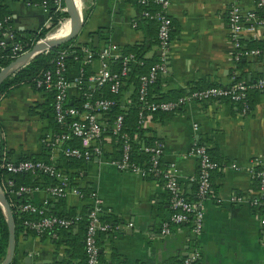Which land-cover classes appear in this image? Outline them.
<instances>
[{
	"label": "crops",
	"instance_id": "0c3cea01",
	"mask_svg": "<svg viewBox=\"0 0 264 264\" xmlns=\"http://www.w3.org/2000/svg\"><path fill=\"white\" fill-rule=\"evenodd\" d=\"M234 3L242 11L257 9L256 0H171L173 34L167 50L168 72L153 86V97L209 85L227 86L233 80L254 82L264 76V62L259 58L245 56L237 63L227 21L228 8ZM3 4L10 12L12 29L23 37L37 32L47 16L41 4L26 0H3ZM84 4V8L78 7L84 22L76 37L79 42H89L91 34H97L99 50L109 43L121 53L126 46L144 45L146 57L158 55L156 22L141 16L138 0H84ZM1 33L0 30V36ZM101 34L107 35L106 39ZM262 39L264 27L246 26L244 44ZM88 64L90 71L95 72L99 60L94 58ZM79 65L69 64V77L77 74ZM134 89L133 84H127L120 101L128 105ZM74 93L72 89V97ZM47 99L46 91L25 84L1 100L0 137L11 160L44 153L40 138L53 132L42 115ZM249 100L251 108L246 112L226 99L186 101L175 113L149 118L142 127L145 134L163 143L160 161L164 166L174 165L181 193L187 198H197L193 178L198 174V158L189 154L192 142L205 143L223 162L211 180L215 195L194 202L204 214L203 227L197 235L186 224L173 226L168 235H160V224L171 212L168 194L156 178L120 172L105 163V158L116 156V140L112 137H106L103 158L93 157L78 169L65 171L59 167L69 180L70 174L76 172L73 183L95 192L103 202L101 215L114 223L110 232L99 238L102 264H166L193 250L198 252L197 264H264L262 215L249 204L258 194L252 169L264 166V92L251 94ZM194 123L197 130L193 129ZM48 155L52 163L60 166L59 150L50 149ZM232 163L239 170L233 169ZM30 196L33 204H50L54 208L53 199L43 186ZM233 196H239L241 201H232ZM90 204L89 198L80 199L74 194L67 195L64 201L65 208L76 213ZM54 251L49 240L19 235L16 241L19 264H49Z\"/></svg>",
	"mask_w": 264,
	"mask_h": 264
},
{
	"label": "built area",
	"instance_id": "2783aa9c",
	"mask_svg": "<svg viewBox=\"0 0 264 264\" xmlns=\"http://www.w3.org/2000/svg\"><path fill=\"white\" fill-rule=\"evenodd\" d=\"M138 3L144 6L154 3L158 6L154 11L144 8L141 11V16L154 19L157 22V48L160 50L157 61L146 73L139 76L137 88V99L140 103L137 115L139 127L145 126L149 119V114L161 111L170 112L186 101L200 102L226 99L231 103L243 105L241 109L243 112L248 110L246 90L249 88L264 89V78H259L252 83L233 80L227 86L211 85L200 87L177 100H151L149 96L150 87L168 72L167 50L172 30V19L169 14L171 0H138ZM40 4L43 10L47 12V16L36 34L41 31H45V34L38 37L34 44L51 39V35L57 31L61 23L68 19V16H65L54 24L53 17L48 13L47 0H41ZM79 4V8L85 7L84 0H79ZM54 5L56 11H65L62 0H54ZM256 8V11H242L235 3L228 8V30L235 48L236 60L250 56L259 58L264 62V48L247 49L243 40L244 30L247 25L253 26V28L264 27V15L257 13L258 9L264 11V0H256ZM133 25H135V21H133ZM1 27L2 22L0 21ZM1 32L0 49L10 47L12 58L15 59L27 51L19 43H10L14 36L12 30L4 29ZM80 52L85 56L87 62L93 60L94 56L99 60V67L95 72H91L84 78L81 67L75 76L69 77V64L66 58L71 56L74 60H79V56L75 50L61 49L54 61V68L43 72L35 80L34 85L37 90L52 91L54 93V119L60 126L66 127L60 131L45 134L42 141L51 150H59L64 157L89 161L93 157L101 159L105 156L106 137L111 134L115 139L119 140L120 152L117 157L105 158V163L113 165L120 172L134 173L142 178H156L162 182L165 191L169 195V205L172 211L166 220L162 222L159 231L160 235H168L172 224H182L189 220L192 224L191 232L194 235L199 234L203 227L204 214L197 204L186 200L182 196L180 185L174 172V165L161 166L160 158L164 149L163 143L155 140L152 144L140 145L139 149L149 156L148 166H143L144 163L132 160L130 157L132 150L131 141L126 133L123 132V114H116L111 121L104 116L113 106L118 104L117 101L96 94L97 90H100L103 86H108L109 91L113 94H120L130 65L137 63L136 57L132 53H121L118 47L112 43L107 44L97 52L93 51L90 45L81 46ZM112 60H120V68L118 70L112 69ZM72 89L75 90L73 97L71 95ZM73 98L81 99L79 106L72 104ZM125 105L124 101L119 100L120 108L125 109ZM197 128V124L194 123L193 129L197 130ZM72 139H79L86 144L84 146L70 145ZM207 148L205 143L194 140L189 149V154L198 158V174L193 180L197 183V195L200 200L207 196L211 184V172L219 168L218 163L211 159ZM231 167L239 170V166L235 163H232ZM5 168L11 173L41 172L54 177L58 183L45 188L51 199L66 198L69 194H74L80 199L89 198L91 204L87 215L88 223L84 238L86 262L87 264H102L99 258L100 247L97 234L98 232H108L112 227L100 220V215L103 212V202L95 192H91L87 197H84L76 187L69 185L68 177L52 162L11 160L6 163ZM252 176L258 179V194L250 199L249 204L251 207L262 206L264 209V169H252ZM36 189L20 186L15 192L16 194H21L22 192L28 193ZM231 200L240 202L241 198L233 196ZM20 208L22 211L39 215L43 214L42 208L31 202L21 204ZM77 219L78 216L72 218L42 216L38 221L33 223L26 222V224L37 231L54 226L69 229ZM261 225L264 231V213L261 217ZM197 256L198 252L193 250L190 252V256H186L181 264H192Z\"/></svg>",
	"mask_w": 264,
	"mask_h": 264
},
{
	"label": "trees",
	"instance_id": "16d2710c",
	"mask_svg": "<svg viewBox=\"0 0 264 264\" xmlns=\"http://www.w3.org/2000/svg\"><path fill=\"white\" fill-rule=\"evenodd\" d=\"M26 1H28L31 4L41 3V0H26ZM62 4H64L63 0H62ZM47 7H48L49 15L53 17L54 24H56L59 19L67 16V13L65 11L55 10L54 0H47ZM141 7H142V10L144 8H149L152 11L158 8L157 5L155 9L152 8L151 4H149L148 6L141 5ZM257 13L259 15H264V11L261 9H258ZM9 15H10V12L7 10L6 5L3 4V0H0V21L2 22V27L0 30L1 31H4V29L12 30L14 36L11 39L10 43H19L23 46L25 50H29L34 44L35 40L38 39V37L44 36L45 31H41L37 34H36V31H34L32 34H30L27 37H23L19 35L12 29V26L9 21L10 20ZM145 19L147 21L150 20V21L156 22L154 19H151V18H145ZM135 25H136V22H135ZM156 25H157V22H156ZM172 34L173 33L171 30V35ZM101 35L103 36V39L104 38L106 39L107 35H104V34H101ZM86 45H90L92 47V50L95 52L99 50V47H95L92 44V42H88V41L79 42L76 38H74V39L68 40L60 44L59 46L49 49L46 52H43L35 56L27 64H25L21 69L10 74L2 81V83L0 84V102L12 90L16 89L17 87L21 85L27 84L35 88V85H34L35 80L43 72L54 68V61L57 57L58 52L61 49L75 50L76 54L79 56V60H74L73 57L70 56L66 58L67 62L68 64L75 63V62L80 64L78 69L82 67L83 76L85 78L88 74L91 73V71L89 68L90 65L88 64L85 56H83L80 52V47L86 46ZM245 46L247 49L264 48V39L250 40V42L246 43ZM145 52H146V48L144 45H133L129 47L128 46L124 47V50H122V53L123 54H131V53L134 54V56L136 57L137 63L130 65L128 75L124 79V85L121 87L120 94L111 93L109 91L108 86H103L100 90H97L96 94L102 95L108 98H112L117 101L118 104L113 106V108L104 116H106L111 121L116 114L118 113L123 114V132L126 133L128 138L130 139L131 147H132L130 157L134 161H137L139 163H144L143 166H148L149 156L147 153L143 152L139 148L141 144H145V145L152 144L157 139L154 138L152 135L145 134L147 131L139 127L137 123V115L140 109V103L138 102V99H137V88L139 84V76L143 73H146L150 69V67L157 61L159 55L157 56L154 55L152 57H146ZM242 58L243 57L237 60L238 64L241 63ZM12 60H14V58L11 57L10 47H7L5 49H0V69L6 66L7 64H9ZM111 66L113 70H118L120 68V60H112ZM261 78H264V76H262ZM158 81L159 79L157 80L155 84H153L150 87L149 96L151 100H154V101L177 100L180 97H183L187 93L190 92L188 91L186 93H180L178 91L177 92L170 91L165 94H160L159 96L153 97L152 88L153 86L158 84ZM248 83H252V82H248ZM127 84L128 85L133 84L135 86V89L132 92H130L129 103L128 105L126 104V108L121 109L119 106V100L121 99V95L125 93V90L127 89ZM46 92H47L48 99H47V102L45 103V106L42 107L44 108V112L42 114L43 117L48 119V121L50 122V126L53 127V131H60L62 129H65L66 128L65 126H60L54 119V114H53L54 93L52 91H46ZM259 92H264V89L249 88L246 90V103L248 106V110L251 108L250 100H249L251 94H257ZM80 103H81V99L73 98L72 104L79 106ZM236 105L239 106L240 110L243 107V105H241L240 103ZM179 108H180V105L176 109L170 112H162V111L154 112V113L149 114L150 115L149 118L154 119L156 116L170 115L178 111ZM2 130H3L2 124L0 121V135H3L1 134L3 132ZM109 137L110 138L112 137L113 139H115V137L112 136L111 134L109 135ZM43 138L44 137L40 138V141L42 143L44 153L32 154L30 156H22L21 158L17 159V161L18 160H33V161L40 160L46 163H50L51 161L49 160V155H48V152L50 151V147L47 146L46 143L42 141ZM135 138H137V140H135ZM115 140H116V144L114 145V148H115L116 156H113V157H117L120 152L119 140L118 139H115ZM70 145L81 146L80 141L78 139H72L70 141ZM207 152L209 153L211 159L215 160L219 165V168L211 172V178H210V181H211L212 176L223 166V162H220V160H218L213 155L211 149L207 148ZM9 161H11L9 151L5 148L4 139L0 137V190L2 194L5 196V198L7 199L9 206H10V210H11L12 217L14 220V225H15L16 241L19 235H23L25 237H28V236L37 237L41 241L49 240L55 246V251L53 253L54 258L52 262H50L49 264H87L84 238H85L86 227L88 223L87 215L89 212V207H85V209L82 212L76 213L72 208H68V209L65 208L64 206L65 198H58V199H53L54 208H51L50 204L49 206H40L43 210V214L41 215L30 213L28 211H22L20 208V205L24 203H28V202L32 203V201H31V196H30L31 192H28V193L22 192L21 194H16L15 191H17V189L20 186H27L32 189L40 187V186H43L44 188H46L47 186L55 185L58 182L54 177H51L41 172L11 173L7 171V169L5 168L6 163ZM84 162L85 161L81 159L62 156L59 161L60 166H56V167L64 168L65 171L68 169H78L82 166ZM161 166H164V165L161 163ZM259 169H264V166ZM70 175L71 177L69 180V185L76 187L82 193L84 197H87L92 191L78 187L75 183H73L72 177L76 175V172H73ZM39 178H41V182L39 181ZM253 178L257 182V185H258V179L255 177ZM194 183L196 186L195 191L197 192V183L196 181H194ZM215 193H216V187L212 184V181H211L210 188L208 190L206 197H209V196L213 197ZM182 196H184L186 200L192 203L196 201L198 202L200 200L198 195L195 201L190 198H187L183 194ZM252 208L256 210L257 212H260L261 215L264 213V209L262 206L252 207ZM42 216H60V217L64 216L68 218L78 216V219L75 220V222L69 229H62V228L54 226L52 228H46L42 231H37L33 228H30L26 224V222H32V223L36 222ZM100 220L102 222L108 223L111 227L114 226V223H112V220L109 217L100 215ZM164 220H166V218ZM161 224H160V227H161ZM184 224H186L187 226L191 228L192 224L190 220L185 222ZM177 225H180V224H177ZM173 226H176V224H172L170 226L171 229ZM159 231H160V228H159ZM109 232L110 231L98 232L97 234L98 244H99V238H101V236L105 234H108ZM8 238H9L8 224L0 209V263L4 260L6 256L7 247H8ZM60 249H62L61 250L62 257L59 258L58 251ZM185 257L186 256L174 257L168 260L166 264H181ZM99 258L101 259V252H99ZM19 263H20V260L17 257V252L15 250L14 258L9 264H19ZM197 263H198V257L192 262V264H197Z\"/></svg>",
	"mask_w": 264,
	"mask_h": 264
},
{
	"label": "water",
	"instance_id": "95a60500",
	"mask_svg": "<svg viewBox=\"0 0 264 264\" xmlns=\"http://www.w3.org/2000/svg\"><path fill=\"white\" fill-rule=\"evenodd\" d=\"M63 2L65 6V12L67 13L70 23L69 24L70 29L67 32V34L59 38H51L44 42L42 41L35 43L29 50L16 57L6 66L2 67L0 69V84L7 76L21 69L35 56L43 52H46L49 49H52L56 46H59L60 44L68 40L74 39L79 35L84 24L80 10L74 0H63ZM102 31L107 32L106 29ZM98 41H99V36L97 34H91L89 38V42H92V44L95 47H98L99 46ZM157 54L160 55V50H158ZM0 209L7 221L8 229H9V238H8V247H7L6 256L0 264H9L13 260L16 250L15 225L9 203L5 198V196L2 194L1 190H0ZM185 256H190V253H186ZM29 259L30 258L27 256L26 260ZM36 264H43V262H37Z\"/></svg>",
	"mask_w": 264,
	"mask_h": 264
},
{
	"label": "bare ground",
	"instance_id": "6f19581e",
	"mask_svg": "<svg viewBox=\"0 0 264 264\" xmlns=\"http://www.w3.org/2000/svg\"><path fill=\"white\" fill-rule=\"evenodd\" d=\"M74 1L76 2L77 6L80 7L79 0H74ZM69 24H70V23H69V19H65V20L61 23V25H60V27L57 29V31L51 35V38H59V37L64 36L65 34H67V32H68L69 29H70V25H69Z\"/></svg>",
	"mask_w": 264,
	"mask_h": 264
}]
</instances>
